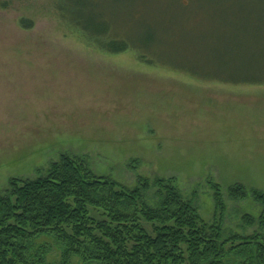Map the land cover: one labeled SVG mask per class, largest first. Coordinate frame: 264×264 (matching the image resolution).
I'll return each mask as SVG.
<instances>
[{"label": "rangeland", "instance_id": "374dc122", "mask_svg": "<svg viewBox=\"0 0 264 264\" xmlns=\"http://www.w3.org/2000/svg\"><path fill=\"white\" fill-rule=\"evenodd\" d=\"M56 2L0 0V194L10 178H36L68 154L128 187L138 175L172 178L207 222L217 184L227 205L224 229L264 238L257 224L242 226L243 214L257 218L261 206L226 193L236 183L264 192V84L176 68L199 75L218 68L202 53L204 34L182 27L205 7L100 0L103 19L133 43L146 37L143 29H158L147 46L149 62L132 49L99 48L60 16ZM20 18L32 20V28H22ZM204 21H195L200 31ZM42 242L44 264H59L60 246L53 237Z\"/></svg>", "mask_w": 264, "mask_h": 264}, {"label": "trees", "instance_id": "16d2710c", "mask_svg": "<svg viewBox=\"0 0 264 264\" xmlns=\"http://www.w3.org/2000/svg\"><path fill=\"white\" fill-rule=\"evenodd\" d=\"M170 2L205 7L191 12L182 27L192 28L191 35L203 33L207 51L202 53L218 61V68L201 75L173 67L204 79L264 84V0ZM55 8L99 48L132 49L153 61L147 46L157 28L143 29L146 37L135 44L103 19L100 0H57ZM203 18L200 31L195 21ZM19 25L29 29L33 21L20 18ZM211 186L214 208L207 222L172 178L138 175L128 187L96 175L83 158L62 154L36 178H10L0 194V264H44L45 242L36 243L42 237H53L60 246L59 264H264L262 234L227 232L221 187ZM226 193L231 200L251 197L259 204L258 217L244 213L242 226L264 228L263 191L236 183Z\"/></svg>", "mask_w": 264, "mask_h": 264}]
</instances>
